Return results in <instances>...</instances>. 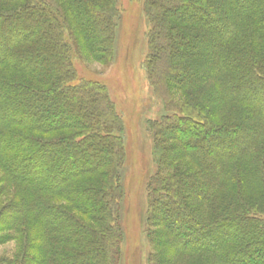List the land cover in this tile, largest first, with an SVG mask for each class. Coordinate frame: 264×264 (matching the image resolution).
I'll list each match as a JSON object with an SVG mask.
<instances>
[{
	"label": "trees",
	"instance_id": "trees-1",
	"mask_svg": "<svg viewBox=\"0 0 264 264\" xmlns=\"http://www.w3.org/2000/svg\"><path fill=\"white\" fill-rule=\"evenodd\" d=\"M64 2L0 0L9 264L120 257L121 126L104 84L72 64L78 33L90 53H111L115 0ZM143 11L165 109L148 122V263L264 264V0H143Z\"/></svg>",
	"mask_w": 264,
	"mask_h": 264
},
{
	"label": "rangeland",
	"instance_id": "rangeland-1",
	"mask_svg": "<svg viewBox=\"0 0 264 264\" xmlns=\"http://www.w3.org/2000/svg\"><path fill=\"white\" fill-rule=\"evenodd\" d=\"M58 5H65L64 0H58ZM115 8L111 53L107 56L90 53L78 33L73 41L79 48L72 64L79 78L104 84L121 126L124 159L120 174L124 196L120 204L123 239L118 264H149L151 247L145 232L146 183L156 165L148 122L163 114L165 109L147 73L148 28L143 0H115ZM66 27L74 28L71 22ZM55 135L57 133L46 137ZM2 179L0 168V209L14 194L12 185L1 182ZM17 245L11 232L0 230V264L10 263Z\"/></svg>",
	"mask_w": 264,
	"mask_h": 264
}]
</instances>
